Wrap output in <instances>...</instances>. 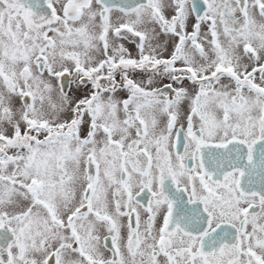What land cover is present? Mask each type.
<instances>
[{"label": "snow or ice", "instance_id": "6c2138e0", "mask_svg": "<svg viewBox=\"0 0 264 264\" xmlns=\"http://www.w3.org/2000/svg\"><path fill=\"white\" fill-rule=\"evenodd\" d=\"M0 264H264V0H0Z\"/></svg>", "mask_w": 264, "mask_h": 264}]
</instances>
